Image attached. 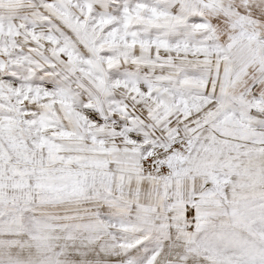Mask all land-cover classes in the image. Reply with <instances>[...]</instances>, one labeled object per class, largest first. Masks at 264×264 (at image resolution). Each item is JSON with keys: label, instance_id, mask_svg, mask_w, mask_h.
Returning <instances> with one entry per match:
<instances>
[{"label": "snow or ice", "instance_id": "snow-or-ice-1", "mask_svg": "<svg viewBox=\"0 0 264 264\" xmlns=\"http://www.w3.org/2000/svg\"><path fill=\"white\" fill-rule=\"evenodd\" d=\"M0 264H264V0H0Z\"/></svg>", "mask_w": 264, "mask_h": 264}]
</instances>
